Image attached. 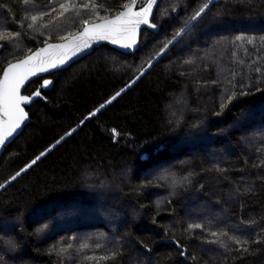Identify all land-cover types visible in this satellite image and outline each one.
Returning a JSON list of instances; mask_svg holds the SVG:
<instances>
[{"label": "trees", "instance_id": "16d2710c", "mask_svg": "<svg viewBox=\"0 0 264 264\" xmlns=\"http://www.w3.org/2000/svg\"><path fill=\"white\" fill-rule=\"evenodd\" d=\"M130 1L0 0V74ZM204 3L48 75L0 156L4 184L46 152L0 188V264H264V0Z\"/></svg>", "mask_w": 264, "mask_h": 264}, {"label": "snow or ice", "instance_id": "6c2138e0", "mask_svg": "<svg viewBox=\"0 0 264 264\" xmlns=\"http://www.w3.org/2000/svg\"><path fill=\"white\" fill-rule=\"evenodd\" d=\"M157 2V0H148L146 7H141L140 11L133 12L132 7H134L137 4V0H131V5L128 6L127 11L121 12L118 17H116L115 20H108L105 21L103 24L94 25L93 27L96 29H107L105 32H101L97 34L98 39H110L111 34L113 32H133V28L128 27L129 25L135 26L139 25L141 23L147 24L151 28H156L155 24L149 23L148 16L152 10L153 5ZM211 0H209V3ZM209 3H204L198 11L195 12V14L191 17L192 21L197 20L202 16V14L205 13L206 9L209 8ZM60 8L64 9V11H68V8L65 6V4H60ZM63 13H61L62 15ZM126 18V19H125ZM31 19L35 21L37 19L36 16H32ZM85 24H87V21H84ZM31 27V25H29ZM189 27V24H186L185 27L181 28L179 31L176 32L175 36L173 37V40H175L177 37L181 36ZM88 32V29H85V34ZM128 41L127 43H123L121 46L128 48L131 47L132 44H134L135 38L134 35H130L127 37ZM111 42L113 44L119 43V39H112ZM173 41L169 40L168 43L164 45L163 48H161L160 52L162 53L169 44H171ZM251 43V41H249ZM79 47V46H77ZM45 51L44 49L40 50ZM39 53H34L33 56H29L26 60L20 61L18 64H10L8 68L5 70L3 79H0V117H4L6 119H0V125L2 124H10L11 125V131H8L7 135L11 136L12 132L15 131L17 128L20 127V121L24 119V110L20 107V104L23 102L25 104L30 103L34 97H40L41 91L38 89L35 93H33L32 96H23L20 95V88L22 85L25 84V82L28 80L29 76L36 75V71H34L33 66L30 65V61L34 59L36 55ZM160 53H157L159 55ZM155 59V58H153ZM41 63H44V61H41ZM50 66L52 68H55L58 66L56 62H49ZM65 61L61 58L59 60V64H63ZM152 61L150 60L148 62L149 66H151ZM39 71H45L43 67H40L38 69ZM143 74V71L141 72ZM52 82L49 80H45L43 87H48ZM124 89H121V92H123ZM121 92H117L115 96L111 98V100L106 101L105 104L111 103L112 100H115ZM229 100L232 99V97L228 98ZM105 104L100 105L99 108H97L94 112L89 114V117H86L85 119L90 118L91 116H95L97 112L100 111V109L105 107ZM223 108L224 105H221ZM83 123V121H82ZM70 134V133H69ZM6 136L4 134V130L0 128V146H3L6 141ZM63 137H61V140ZM60 141H57L59 143ZM46 151H50L46 150ZM46 154V152H41L39 156H37L34 160L30 162V164L26 165L24 168H21L20 171H18L14 176L10 178L9 181H5L4 184H0V188H4L5 184L9 183L11 180H15L18 176H20L23 172H25L28 168H30L32 165L36 164L38 160L41 159ZM190 227L194 228H200L201 225H191ZM213 236H216V233H212Z\"/></svg>", "mask_w": 264, "mask_h": 264}, {"label": "water", "instance_id": "95a60500", "mask_svg": "<svg viewBox=\"0 0 264 264\" xmlns=\"http://www.w3.org/2000/svg\"><path fill=\"white\" fill-rule=\"evenodd\" d=\"M160 0H157V2L153 5L152 10L148 16L149 23L155 24L152 20L154 11L158 5ZM148 3V0H137V4L132 7L133 12L140 11L141 7H146ZM131 5V1L127 3L126 5L123 6V8L118 11L116 14L113 16H110L108 18H104L98 21H94L91 23H87L83 25L81 29H79L77 32L74 34L58 41H51L43 44L40 47H37L36 49L32 50L25 56H23L20 59L14 60L12 62L7 63L0 74V79H3L5 70L8 68L10 64H18L20 61L26 60L29 56H33L34 53H39L34 57L32 61H30V65L33 66L34 71H36V75H31L29 76L28 80L25 82L24 85L21 86L20 88V95L23 96H32L33 93H35L38 89L41 91V96L40 97H34V99L30 103H21L20 107L24 110V119H22L20 123V127L17 128L15 131L12 132L11 136H8L7 133L8 131H11V125L10 124H2L0 125V128L4 130V134L7 137L5 144L3 146H0V156L5 149L6 146H8L14 139L17 137L21 131L24 129V127L28 124L29 122V112L27 110V107L31 106L33 102L37 100H44V94L42 93V90H50L53 87L54 84V79L50 76L49 74L56 72L58 70L64 69L68 66H70L72 63L80 60L81 58L85 57L86 55L90 54L91 52L94 51L95 48L101 46V45H108L120 52L123 53H134L140 44V38H141V31L143 29H148L150 31L156 32L159 29V25H156V28H151L147 24H139L135 26L129 25L128 27L133 28V32H113L111 34L110 39H98L97 34L101 32L107 31V29H96L93 26L94 25H99L103 24L105 21L108 20H115L116 17L119 16L121 12L127 11L128 6ZM174 15L178 13V9H175L173 11ZM126 19V18H125ZM88 29V32L85 34V29ZM130 35H134L135 38V43L132 44L131 47L125 48L122 47L121 45L123 43L129 42L127 37ZM112 39H119L120 42L113 44L111 42ZM79 46V47H77ZM41 49H44L45 51H40ZM63 59L65 63L59 64V60ZM41 61H44V63H41ZM49 62H56L58 64L57 67L52 68L50 66ZM40 67H43L46 69L45 71H39L38 69ZM42 77L41 82L39 85L30 93H24V88L34 79ZM45 80H49L52 83L48 87H41L44 83ZM0 119H6L4 117H0Z\"/></svg>", "mask_w": 264, "mask_h": 264}]
</instances>
